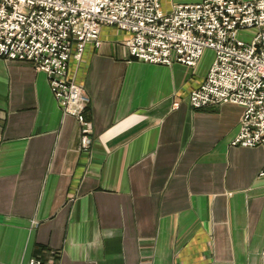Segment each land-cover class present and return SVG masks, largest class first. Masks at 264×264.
<instances>
[{
	"label": "crops",
	"instance_id": "0c3cea01",
	"mask_svg": "<svg viewBox=\"0 0 264 264\" xmlns=\"http://www.w3.org/2000/svg\"><path fill=\"white\" fill-rule=\"evenodd\" d=\"M99 35L69 62L89 97L87 151L46 73L0 58V264H264V147L231 145L240 105L189 104L213 52L143 63L128 34Z\"/></svg>",
	"mask_w": 264,
	"mask_h": 264
},
{
	"label": "built area",
	"instance_id": "2783aa9c",
	"mask_svg": "<svg viewBox=\"0 0 264 264\" xmlns=\"http://www.w3.org/2000/svg\"><path fill=\"white\" fill-rule=\"evenodd\" d=\"M103 26L128 34L125 47L143 63L194 67L211 50L212 63L190 90L189 104L195 110L240 105L231 145L264 147V0H200L170 10L161 0H0V58L28 61L46 73L59 107L76 118L85 151L93 140L89 97L69 62L82 60L86 44L99 47ZM245 29L255 30L248 42L239 38ZM258 175L264 177V166ZM26 264L56 260L35 255Z\"/></svg>",
	"mask_w": 264,
	"mask_h": 264
},
{
	"label": "rangeland",
	"instance_id": "374dc122",
	"mask_svg": "<svg viewBox=\"0 0 264 264\" xmlns=\"http://www.w3.org/2000/svg\"><path fill=\"white\" fill-rule=\"evenodd\" d=\"M254 34H255V30H253V29H245V30H243V31H241L239 33V38L242 39L244 42L245 41L248 42L253 37ZM209 57L211 58V56H209ZM88 120H89V118H88ZM91 138H92V133H91ZM92 142H93V140H92Z\"/></svg>",
	"mask_w": 264,
	"mask_h": 264
}]
</instances>
